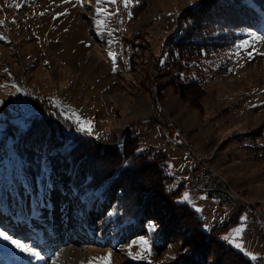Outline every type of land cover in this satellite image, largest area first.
Listing matches in <instances>:
<instances>
[{
  "label": "rangeland",
  "instance_id": "1",
  "mask_svg": "<svg viewBox=\"0 0 264 264\" xmlns=\"http://www.w3.org/2000/svg\"><path fill=\"white\" fill-rule=\"evenodd\" d=\"M204 1L128 0L125 7V0H106L100 27L98 0H0V143L7 125L26 128V119L41 114V106L64 119L69 108L74 110L91 122L88 135L104 147L122 150L125 138L135 136L138 148L166 154L167 189L179 188L177 202L195 210L206 233L169 224L177 235L159 250L149 230L120 242L108 223L113 212L79 200L66 180L53 184L43 176L33 183L23 177L10 136L8 153L0 151V230L34 247L44 259L23 260L22 252L0 240V264H67L59 256L62 243L74 260L81 259L79 264H101L98 258L108 253L110 264H176L191 258L244 264L224 247L226 242L241 244L235 248L253 264H264V29L247 33L232 50L202 57L179 77L176 68L170 72L165 44L177 31L179 15ZM196 77L202 87L186 92L199 107L177 90L178 83ZM205 166L230 184L232 200L220 204L192 186V174L196 177ZM168 215L175 218L173 210ZM30 218L34 225L44 224V236L15 232L29 227ZM58 225L66 238L78 239L57 242L63 240ZM54 226L57 231L51 232ZM241 227L240 234H233ZM41 236L53 241L33 243ZM140 238L148 241L150 251L142 253L134 243ZM129 250L145 258L133 259Z\"/></svg>",
  "mask_w": 264,
  "mask_h": 264
},
{
  "label": "trees",
  "instance_id": "2",
  "mask_svg": "<svg viewBox=\"0 0 264 264\" xmlns=\"http://www.w3.org/2000/svg\"><path fill=\"white\" fill-rule=\"evenodd\" d=\"M263 29L264 0H206L192 6L179 15L177 31L165 44L170 72L176 68L179 76L202 57L232 50L247 33ZM200 80L196 77L177 84L180 96L195 107L199 103L186 91L188 87L201 88ZM40 108L41 114L26 119V128L14 122L7 125L0 143V151L8 153L6 139L14 137L12 148L23 177L33 183L43 176H49L53 184L66 180L79 200L98 210L113 212L108 223L120 242L149 233L150 222L157 226L153 232L156 250L164 246L169 236L177 235L169 224L187 225L206 234L195 210L177 202L179 188L167 189L171 176L167 173L164 152L138 148L139 143L132 135L125 138L122 150L101 146L91 135L75 128L69 119L49 113V106ZM74 129L79 133L66 132ZM169 196L172 203H167ZM172 210L175 218L168 215ZM224 244L242 263L253 264L243 252L227 242ZM176 264L205 263L191 258Z\"/></svg>",
  "mask_w": 264,
  "mask_h": 264
},
{
  "label": "snow or ice",
  "instance_id": "3",
  "mask_svg": "<svg viewBox=\"0 0 264 264\" xmlns=\"http://www.w3.org/2000/svg\"><path fill=\"white\" fill-rule=\"evenodd\" d=\"M106 2V0H98V4L100 5V7H98L96 9V15H97V19H96V23L98 26L102 27V23L100 20V16L104 15V9H103V5ZM111 3L115 4L117 3V0H110ZM124 6L127 7L128 6V0H125ZM14 22V21H13ZM106 22V21H105ZM109 35H111V32H109ZM0 39H3V37H0ZM247 41H245L241 46H246L247 45ZM249 55H251V53H249ZM113 58H115V54H113ZM19 91V89H17ZM57 107H59V105H57ZM68 113L70 114H66V119H70L73 121V123L77 126L79 131H83L85 133H90L91 132V122L90 121H83L76 113L74 110L72 109H68L67 110ZM184 199L187 201L189 199L188 194H185ZM243 219L246 220V217H244ZM156 225L154 223H149L148 225V230L150 232H155L156 230ZM243 231V228H237L233 230V234H240ZM223 239H225L226 241L232 242L231 241V236H225L223 237ZM0 240L3 241H8L10 242L16 249H18L20 252L25 253L27 256L33 258V259H39V260H43L44 257L41 255V252L36 250L34 247H27L25 245V243L21 242L18 239L13 238L12 236H10L6 231L4 230H0ZM136 244H139L141 246V252L143 253L145 250L150 251V249L147 247L148 246V241L145 240L144 238H140L138 241L134 242ZM235 247L237 248H242L241 244H235ZM185 251H187V249H185ZM130 256H132L133 259H144L145 256L143 254H137L134 255L130 250L128 253ZM111 257V253H108L107 257H100L98 258L101 261V264H110V258ZM94 260H96L97 258H93Z\"/></svg>",
  "mask_w": 264,
  "mask_h": 264
},
{
  "label": "built area",
  "instance_id": "4",
  "mask_svg": "<svg viewBox=\"0 0 264 264\" xmlns=\"http://www.w3.org/2000/svg\"><path fill=\"white\" fill-rule=\"evenodd\" d=\"M193 168L192 166V173ZM191 181L195 189L207 192L220 204L229 202L234 196L230 184L222 182L218 177H213L212 169H207V166L200 167V172L196 177L192 174Z\"/></svg>",
  "mask_w": 264,
  "mask_h": 264
},
{
  "label": "bare ground",
  "instance_id": "5",
  "mask_svg": "<svg viewBox=\"0 0 264 264\" xmlns=\"http://www.w3.org/2000/svg\"><path fill=\"white\" fill-rule=\"evenodd\" d=\"M207 169H210L209 167H207ZM213 171V170H212ZM213 177H220V176H217L216 175V173L215 172H213ZM220 180L222 181V182H224V183H226L223 179H221L220 178ZM229 184V183H228ZM18 215V214H17ZM36 219V218H35ZM12 220H14L15 222L14 223H16V224H18V218H15L14 216L12 217ZM33 222H34V219L33 218H30V226L29 227H26L25 225H23L22 226V228L21 229H19V228H17V229H15V232L18 234V235H21V236H27L28 234H27V231H37V232H39L38 234H43V236L46 234V232L44 231H42V228H40V226L41 225H43L44 226V224H42V223H40V226H37V225H34L33 224ZM37 222V221H36ZM24 223V222H23ZM32 224L34 225V226H36V227H32ZM44 228V227H43ZM57 228H60L61 230H60V233L58 234V237H63V240L62 241H58L57 239H56V235L54 234V238L57 240V242H63V241H72V240H77L78 239V237H75V236H73L74 237V239L72 238V237H69V238H66L65 237V234H64V232H63V227L62 226H60V225H58V227ZM55 226L53 227V229L54 230H51V232L52 231H57L56 229H57ZM32 229H34V230H32ZM71 229V228H70ZM47 231H48V229H47ZM83 231V233H84V229L82 230ZM75 232H76V230H75ZM31 233V232H30ZM72 233H73V231H72ZM77 233H79V232H77ZM82 233V234H83ZM34 234V233H33ZM51 234V233H50ZM74 234V233H73ZM29 236V235H28ZM68 236H70V235H68ZM82 236V235H81ZM48 237V236H47ZM53 237H51V238H49V239H46V240H44V239H42L43 237L41 236V237H38V238H36L34 241L35 242H33V243H37V244H43V243H46L45 241H47L48 242V240L50 241V240H52L53 241ZM61 237V238H62ZM56 241H55V243L53 244L55 247L58 245V243H57ZM33 245V244H32ZM60 245H62V246H60ZM59 245V256L60 257H63L64 259H63V261L65 262V263H67V264H79V262H80V260L81 259H78L77 261L76 260H74L71 256V253H70V250L69 249H67V247H64V243H62V244H60ZM23 256H25V258L23 259V260H25L26 259V257H27V255L25 254V253H21ZM20 255V254H19ZM21 258V257H20ZM28 258V257H27ZM22 259V258H21Z\"/></svg>",
  "mask_w": 264,
  "mask_h": 264
}]
</instances>
